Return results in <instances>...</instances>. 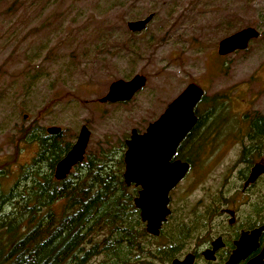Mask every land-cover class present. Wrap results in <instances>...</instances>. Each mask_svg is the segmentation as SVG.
Returning <instances> with one entry per match:
<instances>
[{
  "label": "rangeland",
  "instance_id": "obj_1",
  "mask_svg": "<svg viewBox=\"0 0 264 264\" xmlns=\"http://www.w3.org/2000/svg\"><path fill=\"white\" fill-rule=\"evenodd\" d=\"M149 14L153 18L142 32L127 30V22ZM228 21L232 31L225 35ZM247 27L258 39L243 52L217 55L220 40ZM108 36L113 42L102 46ZM135 75L146 83L130 101L98 102L112 82ZM190 83L202 88L204 102H212L205 110L198 104L196 116H220L215 123L222 127L210 129L211 144L195 146L192 154L201 124L183 148L198 160L170 193L169 208L188 216L193 206L216 201L217 212L246 210L248 198L234 191L243 167L231 139L238 116L264 113V0L2 2L0 168L8 176L0 179V190L12 187L37 152L35 145L18 141L23 127H58L72 146L85 125L90 132L85 156H96L125 146L131 130L143 133ZM258 187L249 194L252 203Z\"/></svg>",
  "mask_w": 264,
  "mask_h": 264
},
{
  "label": "trees",
  "instance_id": "obj_2",
  "mask_svg": "<svg viewBox=\"0 0 264 264\" xmlns=\"http://www.w3.org/2000/svg\"><path fill=\"white\" fill-rule=\"evenodd\" d=\"M226 25L225 35L232 31L230 21ZM101 41L102 46L113 42L110 36ZM198 118L176 152V158L191 167L198 159L187 156L183 148L197 135L204 121ZM63 135L61 131L49 136L36 124L18 130V141L35 145L37 152L12 187L0 190V264H89L96 259L97 264H169L181 252L187 234L198 233L217 213L216 201L193 206L188 216L170 212L158 236L147 234L133 204L137 187L123 181L124 144L84 156L73 172L57 181L54 168L71 146ZM198 138L190 146L192 154L207 133ZM7 176L0 168V179ZM253 210L264 212V189ZM259 216L255 221L264 220V214Z\"/></svg>",
  "mask_w": 264,
  "mask_h": 264
},
{
  "label": "water",
  "instance_id": "obj_3",
  "mask_svg": "<svg viewBox=\"0 0 264 264\" xmlns=\"http://www.w3.org/2000/svg\"><path fill=\"white\" fill-rule=\"evenodd\" d=\"M153 14L126 24L130 33H140L150 23ZM258 36V32L251 27L241 29L220 40L217 46L218 56H227L234 51L247 48L248 42ZM146 83L142 75H135L129 80L112 82L105 96L99 103H123L130 101ZM203 97V90L195 83L188 84L182 92L174 98L163 113L150 123L143 133L131 130L125 141L123 154V181L126 186L133 185L140 188L133 200L140 220L145 224V231L151 236H157L162 224L170 214L168 208L169 192L184 178L189 165L179 160L171 161L178 145L191 131L197 122L194 109ZM46 134L57 136L61 133L58 127L46 128ZM90 132L85 125L81 126L69 151L56 164L53 177L57 181L64 180L73 168L84 159ZM264 174V166L256 165L251 169L247 183H253L257 177ZM264 227L254 229L250 233H242L235 243L236 249L227 264H235L242 259L246 251L258 247V238ZM216 241L213 243L214 247ZM211 254V251L207 253ZM207 255V257H209ZM264 250L247 264H264ZM171 264H192V257L183 260L175 259Z\"/></svg>",
  "mask_w": 264,
  "mask_h": 264
},
{
  "label": "flooded vegetation",
  "instance_id": "obj_4",
  "mask_svg": "<svg viewBox=\"0 0 264 264\" xmlns=\"http://www.w3.org/2000/svg\"><path fill=\"white\" fill-rule=\"evenodd\" d=\"M258 37H259V33L256 38L249 40L247 48L250 42L258 39ZM245 50L242 51L237 50L234 51L233 53L243 52ZM210 103L212 102H204V94H203V97L201 98L199 104H203L205 110L211 106ZM214 116L215 115H211L204 118V121L201 126L202 135L209 132L210 129H215V128L217 130L221 129L222 124L215 123L216 119H218L220 116L218 117H214ZM196 117L198 122L199 118L198 116ZM205 119L207 121H205ZM237 119H238V121H236L237 125L234 127L233 130L234 136H232L231 141H233V143L235 142V146H237L239 149L240 154L238 161L241 163L239 165H242L243 168L237 170L238 176L236 179V183L234 185V191L236 193H239L242 197L246 196L248 198L247 203L245 202L247 209L246 210L225 209L222 211L219 210L215 215L209 218L208 222L206 223V226L203 229H200L198 233L196 234L194 233V235H191L190 237L187 234V236L185 237V241L182 243L181 252L177 255V257L172 259L169 264H171L172 261L175 259L183 260L187 256L192 257V264H227L230 256L236 249L235 243L239 240L241 234L250 233L254 229L264 227V220H262L261 222H257V220L255 221L256 217H258V215L263 216L264 212L262 210L261 211L253 210V204L257 202L259 197L262 196L263 194L264 188L262 189V187L264 186V174L259 175L253 183H247L251 173V169L256 165L264 166V113L240 115L237 117ZM196 124L188 134H190L194 130ZM239 124H242L243 130L238 129ZM188 134L185 136V138L188 136ZM210 137L211 136H207L206 141H204V143L211 144V142H208L210 140L209 139ZM176 160H179L181 162H186L189 165L188 172L192 170L191 165L187 161H182L176 158V153H175L171 161H176ZM186 174L184 177H186ZM182 180H184V178ZM255 187H258V189L256 191V199L252 203L251 199L249 198V194H254ZM259 189L262 190L259 191ZM139 190L140 188L137 187V194ZM172 190L169 192V195L172 192ZM168 208H169V203H168ZM169 210L171 212L170 208ZM143 225L145 230V224ZM216 241L219 242L216 243L214 247L213 243H215ZM263 250H264V229L261 231V234L258 238V247L255 250L246 251L245 256L239 261H237L235 264H247L249 261L257 257ZM209 251H211L210 255L207 254L209 253ZM207 255L209 257H207Z\"/></svg>",
  "mask_w": 264,
  "mask_h": 264
},
{
  "label": "bare ground",
  "instance_id": "obj_5",
  "mask_svg": "<svg viewBox=\"0 0 264 264\" xmlns=\"http://www.w3.org/2000/svg\"><path fill=\"white\" fill-rule=\"evenodd\" d=\"M160 231V230H159Z\"/></svg>",
  "mask_w": 264,
  "mask_h": 264
}]
</instances>
